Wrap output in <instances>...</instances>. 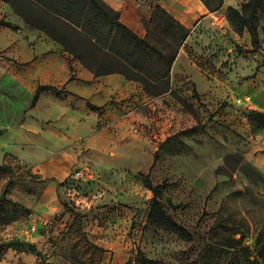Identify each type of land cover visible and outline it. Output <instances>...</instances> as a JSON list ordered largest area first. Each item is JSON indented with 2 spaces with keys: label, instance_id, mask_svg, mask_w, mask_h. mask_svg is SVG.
Here are the masks:
<instances>
[{
  "label": "rangeland",
  "instance_id": "374dc122",
  "mask_svg": "<svg viewBox=\"0 0 264 264\" xmlns=\"http://www.w3.org/2000/svg\"><path fill=\"white\" fill-rule=\"evenodd\" d=\"M248 1L196 21L157 97L62 46L59 70L0 78V264H264V177L244 158L264 142V15L255 43L226 18ZM116 77L131 91L100 108L75 87ZM146 182L191 240L149 218Z\"/></svg>",
  "mask_w": 264,
  "mask_h": 264
},
{
  "label": "trees",
  "instance_id": "16d2710c",
  "mask_svg": "<svg viewBox=\"0 0 264 264\" xmlns=\"http://www.w3.org/2000/svg\"><path fill=\"white\" fill-rule=\"evenodd\" d=\"M29 27L43 32L59 43L64 51L79 60L83 52L88 56V70L95 77L122 75L136 82L150 97L170 90L169 75L178 50L188 38L189 31L160 6H154L150 20L144 24L145 36L139 37L119 21V13L102 0H0ZM210 12L221 9L223 0H200ZM256 12L264 15L261 0H249L241 10L227 9L226 18L239 29H247L256 42ZM69 45L75 49L70 50ZM85 45V46H84ZM87 47V48H86ZM83 61V60H82ZM83 63V62H82ZM49 86L37 87L31 106ZM153 192L149 218L159 226L170 229L179 237L191 240L187 230L174 222L161 207L157 186L146 182ZM145 264H158L142 260Z\"/></svg>",
  "mask_w": 264,
  "mask_h": 264
},
{
  "label": "crops",
  "instance_id": "0c3cea01",
  "mask_svg": "<svg viewBox=\"0 0 264 264\" xmlns=\"http://www.w3.org/2000/svg\"><path fill=\"white\" fill-rule=\"evenodd\" d=\"M110 9L119 13V21L128 28H134L135 34L140 37L145 36L143 26L147 23L153 13L154 6H160L165 9L169 15L180 22L184 28L190 31L197 23L196 21L205 17L208 9L200 0H102ZM181 50L176 57L173 67L181 56ZM61 45L50 40L43 32L29 27L19 16H17L9 5L0 1V78L16 65L33 66L31 72H54L62 66L63 60ZM174 70V69H173ZM115 76V75H113ZM196 86L199 85V78L191 79ZM48 85L56 88V83L47 82ZM119 92L127 95L132 85H127L120 78H109L104 80L90 79L88 83L82 86H75L79 89V95L90 94L92 106L101 107V105L92 102H106L111 98L112 92ZM67 85L64 91L70 95L74 93L73 88ZM49 92V91H44ZM43 93V92H42ZM48 100H51L48 97ZM47 100V101H48ZM50 114L46 110L45 114ZM59 116L56 113H52ZM244 158L247 162L264 177V142L257 141L256 145L248 151Z\"/></svg>",
  "mask_w": 264,
  "mask_h": 264
}]
</instances>
